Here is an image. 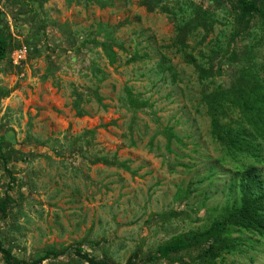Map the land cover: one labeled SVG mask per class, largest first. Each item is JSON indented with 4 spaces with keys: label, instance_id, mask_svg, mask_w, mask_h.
Instances as JSON below:
<instances>
[{
    "label": "rangeland",
    "instance_id": "obj_1",
    "mask_svg": "<svg viewBox=\"0 0 264 264\" xmlns=\"http://www.w3.org/2000/svg\"><path fill=\"white\" fill-rule=\"evenodd\" d=\"M100 1L0 0V27L13 45L0 63V201H8L0 241L25 264H87L77 249L114 264L136 253L139 262L236 197L234 166L220 162L201 99L213 83L229 85L235 68L199 79L200 48L188 38L195 63L185 59L160 8ZM231 27L214 26L201 48ZM254 53L264 64V42ZM127 90L147 106L132 108ZM49 247L64 253L47 258ZM242 249L217 264H264V239Z\"/></svg>",
    "mask_w": 264,
    "mask_h": 264
},
{
    "label": "trees",
    "instance_id": "obj_2",
    "mask_svg": "<svg viewBox=\"0 0 264 264\" xmlns=\"http://www.w3.org/2000/svg\"><path fill=\"white\" fill-rule=\"evenodd\" d=\"M209 1L212 8L203 7L194 0H142V4L149 12L160 8L169 16L176 34L173 45L185 59L191 58L190 63H195V57L187 52L189 46L186 40L189 38L195 42L192 49L200 48L198 56L205 59L206 64H195L199 79L218 75L225 64L235 68L237 76L229 85L213 83L212 89L203 93L201 99L211 119L210 135L224 152L220 162L225 163V158H230L234 166L230 192L236 191V197L231 203L227 202L207 224L172 236L139 262H136L137 254L133 253L124 264H154L160 260L178 264H217L216 261L223 259V255L242 253V248L246 243H252L254 238L257 237V241L264 239V64L255 61L254 53L264 42V0ZM94 2L102 5L100 0ZM218 24L232 25V30L224 40L219 36L201 48ZM1 28L0 63L13 47ZM257 33L261 35L258 37ZM238 39L244 44L241 51L233 47ZM99 47L114 62L110 44L103 42ZM167 68L173 71L172 67ZM126 93L127 102L132 108L147 106L145 100H138L129 90ZM224 119H227L225 123L222 122ZM164 133L168 139H172L171 129H165ZM10 181L14 182L12 176ZM7 203L6 199L0 201L1 216L7 213ZM239 233L249 238L233 236ZM63 253L49 247L44 256L58 257ZM76 253L87 264H114L79 249ZM0 254L4 264H25L14 257L11 250L4 248L1 241Z\"/></svg>",
    "mask_w": 264,
    "mask_h": 264
},
{
    "label": "built area",
    "instance_id": "obj_3",
    "mask_svg": "<svg viewBox=\"0 0 264 264\" xmlns=\"http://www.w3.org/2000/svg\"><path fill=\"white\" fill-rule=\"evenodd\" d=\"M22 50H19L18 52L14 53V56H16L18 59H20L22 56Z\"/></svg>",
    "mask_w": 264,
    "mask_h": 264
}]
</instances>
